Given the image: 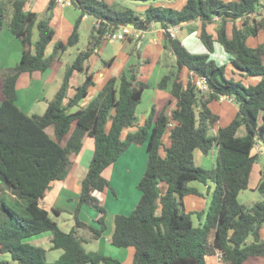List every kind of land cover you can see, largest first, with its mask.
<instances>
[{
  "label": "trees",
  "instance_id": "obj_1",
  "mask_svg": "<svg viewBox=\"0 0 264 264\" xmlns=\"http://www.w3.org/2000/svg\"><path fill=\"white\" fill-rule=\"evenodd\" d=\"M33 1L0 0V31L7 21L21 43L19 62L0 73V184L11 193L7 198L0 195V264H122L109 255L86 251L82 244L106 230L108 212L100 195L105 190L115 193L102 171L131 144H145L146 164L136 184L141 194L128 214H114L110 243L118 248L133 247L132 264H206L205 257L216 252L224 264H241L250 256L262 257L264 264L260 234L264 170L256 185L262 200L250 207L237 201L239 192L249 187L259 153L264 154V40L256 46L246 43L259 32L264 35V0H184L180 8L170 5L176 0H134L149 2L140 15L129 7L114 10V3L105 0H70L79 16L66 40L57 41L49 54L46 47L54 36L50 20L57 0H49L41 16L32 10ZM83 16L97 23L86 48L66 66L43 113L26 114L16 104L18 77L24 72L45 71L59 53L74 45ZM192 21L201 24L202 53L188 51L178 38L163 32L162 61L167 70L153 86L175 99L169 114L170 101L158 113L152 108L144 122L137 123L136 106L144 89L152 87L138 78L142 62L138 53L134 64L109 77L85 106L80 105L94 84L85 63L109 28L121 24L146 28L149 23L167 28ZM210 23H216L215 36L207 30ZM214 42L229 55L228 64L211 57ZM228 67L244 78L257 80L245 83L234 79L227 75ZM185 68L206 77V92H200L189 78L183 82L180 74ZM73 72L82 74L83 81L68 97ZM220 96L231 99L236 113L227 125L212 132L219 116L209 104ZM48 125L53 126V138L45 131ZM240 126L246 130L243 135L237 134ZM166 133L168 145L163 142ZM85 136L94 141L93 153L75 197L74 224L63 231L41 201L51 182L67 175ZM258 141L262 148L254 152ZM213 148L212 167L195 164V150L208 154ZM192 181L213 183L206 209L185 210L184 195H200L189 184ZM84 206L94 212L92 220L97 227L79 218ZM192 215L198 219L197 225ZM45 232L52 236L47 248L30 242ZM47 250L61 253L47 261ZM3 254H9L10 259L1 257Z\"/></svg>",
  "mask_w": 264,
  "mask_h": 264
},
{
  "label": "crops",
  "instance_id": "obj_2",
  "mask_svg": "<svg viewBox=\"0 0 264 264\" xmlns=\"http://www.w3.org/2000/svg\"><path fill=\"white\" fill-rule=\"evenodd\" d=\"M49 0H34L32 4V10L37 13L38 16H41L46 8V5ZM108 4L114 3L115 0H105ZM184 3V0H176L174 3H171L170 5H174L176 8H180L182 4ZM147 3L137 4V7L140 9H144ZM142 7V8H141ZM79 16V11L74 8L71 5L63 4L59 1H57L54 9H53V15L50 20L51 26L54 28V36L51 40V42L46 47V54H49L52 50L53 45L57 41H65L68 34L70 33L73 24H71L74 20L77 19ZM87 16H83L81 20L87 19ZM75 22V21H74ZM238 22V21H237ZM95 24V23H94ZM216 26V23H210L207 25V30L212 33L213 36H215L214 28ZM201 24L200 21H192V22H183L180 25H178V28L175 33V37L178 38L183 46L188 50L193 51L192 53H202L205 51V48L202 46L200 40H199V32H200ZM3 30V27L1 31ZM0 31V33H1ZM260 33V32H259ZM12 34L8 31L5 32L4 38L0 40V73L6 69L13 68L20 60L21 57V43L18 39H16L14 36H11ZM152 36V37H151ZM36 37V33H34V38ZM148 38L146 43L143 44V41ZM257 40L256 37H248L246 39V43L250 46H256L258 43L262 42L264 40L263 38L256 43H249V39ZM261 38V37H260ZM19 41V44L17 42ZM188 40V41H186ZM105 41V40H104ZM102 42L104 44L105 42ZM121 46L120 50L118 52V55H113L112 57L108 59H103L99 56L101 54V48L98 47L94 53L89 57V59L86 61L85 65L87 66L88 73L93 74V80L94 84L89 86L87 91V96L80 102L81 106H85L89 100H91L97 91L102 87V85L106 82V80L111 76H116L119 74L121 70H126L130 64H134L137 61V53L139 55V60H142L141 65L138 69V78L142 81L149 82L152 87H149L147 89H144L141 95V100L136 106V117H137V123L142 124L144 120L148 116V110H151L152 108L158 113L163 108H166V104L168 101L167 106V113L169 114L170 110H172L175 106V99L170 96L169 92L163 89H158L154 87L153 85L159 80L160 76L166 73V68L164 67L163 61H162V54L164 52L163 49V31L161 30V27H156L154 24V28L150 34L145 36L144 38L140 40H120ZM187 42V43H186ZM214 51L211 53V57L215 59L214 54H221L223 56V61H229V55L223 50V48L219 47V49L226 54H223L221 51H219L216 48V42H214ZM136 48V49H135ZM188 50V51H189ZM96 53V54H95ZM62 53H59L56 59L51 63L50 67L46 69L43 72L34 71L32 73L24 72L27 74V80L20 84V80L17 81V100L16 104L18 107L25 112L26 114L30 113L28 110H25L23 107L19 106V100H20V94L22 91L26 93V96L21 97L23 102H29L31 103V100L37 97L38 93L42 88L38 91L36 95V91L43 87V85H39L41 81H44V79L47 77H43L42 74H49V70L54 67L55 63H57L62 56ZM112 58L111 62H107ZM264 58V56H263ZM98 59V60H97ZM107 62V63H105ZM219 62V61H218ZM217 62V63H218ZM219 63V64H222ZM227 75L232 76L234 79H242L245 83H254L257 78L248 77L244 78L242 77L241 73L237 70L234 72L231 71L230 67L227 68ZM22 73V75L24 74ZM50 76V75H49ZM181 79L183 82H186V80L189 78L188 70L185 68L180 74ZM49 78V77H48ZM83 81V75L77 72H73L70 79H69V86L67 89V96L70 97L74 93V88L81 84ZM42 84V82H41ZM31 95H34L31 99ZM226 102L227 104L224 106V108H220L221 104ZM212 103H217L218 108L216 106L215 111L212 110L211 105ZM230 103V104H229ZM210 109L216 113L219 118L222 112H230V117H234L236 113V107L233 104L232 101L226 100V101H213L209 104ZM218 109V110H217ZM221 109V110H220ZM148 113V114H147ZM36 114V113H32ZM223 126L220 122V119L217 121L215 127L212 129V132L215 131L216 128ZM135 128H130L128 130L133 131ZM45 131L50 137H54V131L53 126L48 125L45 128ZM246 130L243 126H240L237 130L238 135L245 134ZM163 142L165 145H168L170 140L168 137V133L164 134L163 136ZM261 144V142H260ZM94 148V141L91 137L85 136L82 140V147L80 151L72 157V163L70 165V169L67 173V175L64 177V179L61 180H55L51 182L50 189L46 192L44 195V198L41 201L42 206L48 210L49 214L53 213L55 216H57L56 222L58 223L59 227L63 231H69L73 224L74 219H62V223L58 222V218L61 216L62 212L65 210L67 212H72L74 209V205L76 204V198L77 193L80 189V182L82 178L84 177L89 161L91 159L92 153ZM262 145H260L259 150H261ZM214 153H216V149L214 148ZM262 154V152H260ZM259 153V154H260ZM162 154L163 151H162ZM198 158V165L210 168L214 165L215 158L212 157V155L208 154H202L199 150L194 151V159ZM195 162V161H194ZM146 164V151H145V144L137 145V144H131L123 153L122 155L112 164L107 166L102 173L108 168V180L110 186L113 188H117L119 196L123 197L122 199H117V194L114 189V193L112 194V197L114 200H118V206L113 209L114 213H122V214H128L130 210L133 208L135 203L140 197V190L137 189L136 184L141 177L144 168ZM254 169V167H253ZM252 169V172H253ZM251 172V173H252ZM258 176L256 178V181L252 184L249 183V187L256 188L257 182L260 178V170L258 171ZM133 175H135L133 177ZM251 177V176H250ZM199 181H192L189 184L191 186H194L198 189L199 193L202 195L203 188L200 186ZM250 182V181H249ZM204 184V183H202ZM205 185L206 192L205 194L211 193L213 189V183L207 182ZM110 191V190H109ZM11 194L7 189L2 187L0 184V195ZM112 193V192H111ZM77 194V195H76ZM189 195H195V194H187ZM185 196V195H184ZM70 197L72 199H70ZM111 197V198H112ZM134 198V199H132ZM67 205H61L59 202H65ZM57 208L61 210L59 213H54L51 209ZM193 208H199L196 209V211H200L202 209L199 205L192 204ZM194 211V209H193ZM92 216L94 217V212H92ZM89 213V215H91ZM109 215V213H108ZM107 215V216H108ZM51 216V215H50ZM81 217V220L85 221L87 224L91 225L88 220L84 219L81 216V213H79V218ZM92 218V217H91ZM192 220L195 225L198 223V219L192 215ZM106 217V230L102 233V235L97 239H90L85 244L88 245L89 250L87 251H96L104 255H108L118 259L123 264H130L132 261V256L134 254V248L133 250L130 247H123L118 248L110 243V237L113 231V219L110 224L107 222ZM93 227H97V225L94 223V225H91ZM85 234L86 232L83 231ZM261 237L264 239V225L262 226L260 230ZM51 234L49 232H45L41 235H38L36 237H32L30 240L31 243L37 244L38 242L42 241L43 247L47 248L50 245V239ZM52 251V250H48ZM58 251V250H55ZM61 253L56 252V257ZM1 257L5 259H10L9 254H3ZM54 259V260H55ZM206 264H224L218 253H214L212 255H208L205 257ZM241 264H263V258L260 256H250L245 261H243Z\"/></svg>",
  "mask_w": 264,
  "mask_h": 264
},
{
  "label": "rangeland",
  "instance_id": "obj_3",
  "mask_svg": "<svg viewBox=\"0 0 264 264\" xmlns=\"http://www.w3.org/2000/svg\"><path fill=\"white\" fill-rule=\"evenodd\" d=\"M142 3L143 4L144 3L148 4L149 2H139V1H134V0H115L114 4H113L114 7L113 6H111V7L114 10H118V9L124 8V7H129V8H132V9L136 10V12L140 15V12L142 11V9L138 8L137 4H142ZM74 21L71 24H73ZM237 21H236L237 25H240V20H237ZM94 23H95V21L91 17H88L87 19L80 20L79 26H78V34H79L78 41L74 45L67 47V49L63 52L62 56L60 57L59 61L57 63H55V65L51 69V71L49 70V72H50L49 74H44V75L42 74L43 77H45V76H47V77L44 79V81H41L42 84L40 82L39 85H41V86L43 85V87H40L35 92L36 95H37L38 91L42 88V90H40V92L38 93L37 97L34 98L33 97L34 95H31L30 99L32 97L34 98V100L33 99L31 100V103L22 101L21 97L26 96V93H24L22 91V93L20 94L19 106L23 107L25 110H28L30 112V113H28V115H30L32 113H36V114H42L43 113V111L46 108L47 101L54 97L56 91L58 90V88L60 86L61 79H62V76H63V73H64V70H65L66 66L69 65L73 61V59H74V57H75V55H76V53L78 51L84 50L86 48L87 39H88V36L90 35V33L92 32V28H93ZM155 25H156V27L160 26L158 23H156ZM2 27H3V30L0 33V40H2L4 38L5 32L8 31L9 33H11V31H10V29L8 27L7 21L4 22ZM33 33H35V30L33 31ZM11 36H14V35L12 34ZM263 36L264 35L260 32L258 34V36H257V40L253 41V39L250 38L249 39V43H251V42H253V43L259 42L263 38ZM147 40H148V38H146L143 41V44L146 43ZM186 41H188V40H186ZM17 42L19 44L18 40H17ZM120 46H121V41L118 40V39H114L113 41L105 42L104 44L99 46L101 48V54L100 55H96V56H99V57H101L103 59H108V58L112 57L113 55H118V52L120 50ZM219 47L221 48L220 44H218L216 42V48L219 51H221L219 49ZM189 51L193 52L191 50V48H190ZM221 52L223 54H226L225 52H223V50ZM214 57H215V60L217 62L219 61L218 63H222L223 56L221 54H219V55L218 54L217 55L214 54ZM263 61H264V58H263ZM224 63L228 64V61L227 62L225 61ZM18 79L20 80V82H19L20 84L24 83L27 80V74H25V73L23 75L21 74L18 77ZM220 104H221L220 108H224V106L227 103L224 102V103H220ZM218 105L219 104H217V103H212V105H211L212 110L215 111L216 106L218 108ZM148 111L150 112V110H148ZM232 118L230 117V112H222L221 111V115H220V118H218V120L220 119V122L222 123V125L225 126L231 121ZM223 126H221V127H223ZM254 152H259V149H254ZM208 155H212V157L215 158L214 148L208 153ZM194 161H195V164H197L198 163V158L196 157L194 159ZM259 170L260 171L264 170V154L263 153L262 154L260 153L258 155V159H257V161L254 164V169H253V172L251 173V177H250V182H249L250 184H252V183H254L256 181V178H257V176L259 174L258 173ZM108 173H109V169L108 168L102 173V175L107 180H108ZM134 176L135 175H133V177ZM200 186H202V188H203L202 195L201 194L200 195H189V196L185 195L183 197L184 208H185L186 211H190V210H193V209H194V211H196V209H199V208H193L192 209L191 208L192 204L201 206L200 209H206V207H207V205H208V203L210 201V198H211V193L205 194V192H206L205 191L206 190L205 185L200 183ZM114 189H115L116 194H117V199H119L120 196H119L118 190H117V188H114ZM3 195L7 198L8 194L4 193ZM100 197L103 199V202L106 205L107 212L109 213V215L107 216V220H108L107 222H108V224H110L112 222V219H113V213H114L113 209H115L118 206V204H119L118 200H114L113 199L112 193L109 190H105V191L101 192ZM122 198L123 197L121 196L120 199H122ZM262 198H263L262 194L256 188L248 187L247 189L242 190V191L239 192V194L237 196V201L240 204H242V205L250 207L255 202L261 201ZM132 199H134V198H132ZM59 204L64 205V206L67 205L66 201L65 202H59ZM75 209H76V204L74 205V209H73L72 212H67V211L64 210L62 212L61 216L58 218V222H60V224H61L62 223V219H69V218H70V220L73 219V217H74L73 214L75 213ZM91 211H92V209H90L87 206H84L80 210L79 213H81V216L84 219H86L90 223H92L91 225H94V221L92 220L93 216H92ZM89 213H91V215H89ZM50 215H51V217L53 219H57V216H55L53 213H51ZM80 219H81V217H80ZM41 242L42 241L38 242V245L44 246L43 243H41ZM85 243L86 242H84L82 245H83L84 249L87 251V250H89V248H88L89 246L86 245ZM130 248L133 250L132 247H130ZM56 252H59V250L58 251H55V250L48 251L47 250L46 251V259H47V261H53L55 259V257H56L55 256ZM132 262H133V256H132V261H131L130 264H132Z\"/></svg>",
  "mask_w": 264,
  "mask_h": 264
},
{
  "label": "built area",
  "instance_id": "obj_4",
  "mask_svg": "<svg viewBox=\"0 0 264 264\" xmlns=\"http://www.w3.org/2000/svg\"><path fill=\"white\" fill-rule=\"evenodd\" d=\"M57 1L63 4L70 5V0H57ZM95 24L97 25V23ZM153 28H154V23H149L146 28H136L129 24H121V25H118L115 29L109 28L104 33L103 38L107 42L113 41L114 39L125 40L128 37H131L134 40H140L144 38L145 36H147L148 34H150ZM177 28H178V25H175V26H168L167 28L161 27V30L163 32L167 31L172 37H175ZM188 74H189V79L200 90V92L204 93L208 90L207 79L205 76L197 75L192 71H188ZM226 100L231 101V99H228L225 96H220L218 98V101H226ZM260 145H263V144L262 143L260 144V142L258 141L255 144V149H259ZM216 253H218L220 257V253L219 252H216Z\"/></svg>",
  "mask_w": 264,
  "mask_h": 264
}]
</instances>
